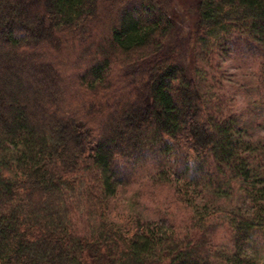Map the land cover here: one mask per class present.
I'll use <instances>...</instances> for the list:
<instances>
[{"label":"trees","instance_id":"16d2710c","mask_svg":"<svg viewBox=\"0 0 264 264\" xmlns=\"http://www.w3.org/2000/svg\"><path fill=\"white\" fill-rule=\"evenodd\" d=\"M194 8L187 64L167 0H0V264H264V138L222 90L252 61L264 113V0ZM149 166L185 227L111 216Z\"/></svg>","mask_w":264,"mask_h":264},{"label":"rangeland","instance_id":"374dc122","mask_svg":"<svg viewBox=\"0 0 264 264\" xmlns=\"http://www.w3.org/2000/svg\"><path fill=\"white\" fill-rule=\"evenodd\" d=\"M195 2L196 0H167L168 7L179 24L171 40L174 43H180L181 57L187 64L191 53L188 52L186 43L195 27ZM241 46L245 45L241 43ZM252 56L253 54L248 52L247 58L249 59L247 60H251ZM223 65L222 78L225 85L222 90L228 96L235 95L233 102L229 99L232 110L246 122L249 129L247 130L249 131L248 137L254 141L262 140L264 138V113L260 112L263 107L259 102L261 86L256 77V65H253L252 61L234 59H228ZM158 172L154 166L142 168L132 184L119 191L113 204L111 203V216L116 221L128 226L136 221L135 217L139 218L142 223H160L159 221L164 217L176 226L185 227L190 217L189 209L182 204L175 203L172 185H157L153 182ZM122 175L121 171L119 176ZM195 193L200 196V188H197ZM217 239L219 241L224 239V231L220 230L217 233Z\"/></svg>","mask_w":264,"mask_h":264}]
</instances>
